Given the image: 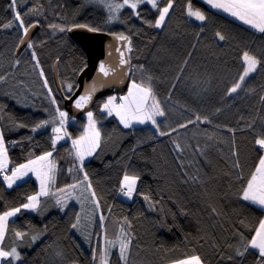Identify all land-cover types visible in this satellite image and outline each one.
<instances>
[{"label": "trees", "instance_id": "1", "mask_svg": "<svg viewBox=\"0 0 264 264\" xmlns=\"http://www.w3.org/2000/svg\"><path fill=\"white\" fill-rule=\"evenodd\" d=\"M158 3L163 5L166 0ZM191 3L209 17L205 24L186 15V0H174L165 27L156 29L145 23L157 18V10L149 5L139 6L140 17L129 8L122 10L113 23L94 0H18L16 7L25 25L38 21L40 31L31 41L33 48L16 56L22 30L13 21L11 0H0V25L13 23L11 28L0 27V76L5 77L0 83V128L8 145L10 171L31 155L51 150L52 125L35 133L31 127L51 120L56 107L65 111L54 81L56 61L63 94L69 97L77 89L87 56L69 36L67 29L74 25L130 37V81L148 82L151 77L165 112L156 118L160 131L170 133L161 136L151 124L124 128L116 116L101 111L105 98L97 99L92 112L101 130V147L80 171L71 140L58 142L52 157L55 184L49 196L41 197L37 211L21 209L8 222L4 246L16 247L21 253L16 264H100L105 234L117 241L121 226L133 237L128 264H175L193 255L200 256L204 264H256L253 251L238 257L236 249L242 247L238 234L250 239L264 218V210L238 198L244 180L264 155L255 144L264 137V34L201 0ZM52 24L66 30L60 32ZM217 31L226 36L224 41L218 40ZM243 51L261 58V64L238 93L228 95L242 74ZM37 60L51 93L37 73ZM50 97H55V105ZM16 123L27 127L18 128ZM86 125L82 116L74 123L68 121L66 127L75 139ZM85 172L90 190L80 183ZM125 173L140 178L131 202L120 195ZM238 174L242 179H237ZM73 183L79 187L70 197L58 192ZM38 191L34 178L8 189L0 176V213L26 203ZM91 191L96 193L98 208ZM57 196H66L64 207L56 203ZM78 216L80 224L74 229ZM14 231L27 235L20 241ZM32 235L38 236L35 242ZM108 264H124L118 244L110 250Z\"/></svg>", "mask_w": 264, "mask_h": 264}, {"label": "snow or ice", "instance_id": "2", "mask_svg": "<svg viewBox=\"0 0 264 264\" xmlns=\"http://www.w3.org/2000/svg\"><path fill=\"white\" fill-rule=\"evenodd\" d=\"M96 4L101 5L108 11V20L112 21L118 19L119 13L125 7L132 10V13L140 17V12L137 11L140 5H149L152 9L157 10V18L154 22L145 21L149 27L161 29L165 27L166 19L169 18L170 11L173 10L174 0H166L163 5L158 3V0H94ZM202 2L208 5L212 10L222 12L227 14L229 17L240 21L242 24L254 29L256 32L264 34V0H202ZM18 0H11L10 7L13 11V21L16 26L22 30V37H27L31 28L36 27L39 23L38 21L29 25H25L24 19L21 12L17 10ZM36 12V9H32ZM186 15L188 17L194 18L201 24H205L209 17L200 9H194L191 0H186ZM13 23H5L0 25L2 28H11ZM53 29H58L60 32H64L66 29L63 26L52 24L50 25ZM74 28H85L88 32H99L101 29L88 26V25H74ZM71 31L72 28H68ZM203 31V29H201ZM219 41H224L226 36L221 32L217 31L215 33ZM116 40L125 42L126 51L131 52V39L130 37L119 34ZM24 43V39L20 40V44ZM29 49L33 48V43L29 42L27 44ZM120 52V64L129 63V60L124 59L126 53L117 48ZM33 58H35V52H32ZM241 61L244 65L242 69V74L238 77L236 83H234L228 95L238 93L242 85L245 83L246 78H248L252 73L257 71L258 66L261 64V58H258L255 54H250L249 51H243L241 54ZM39 61L37 60V64ZM186 63V61H185ZM19 64V61H16ZM99 72L104 76L108 77L114 72V69L110 66H106L105 63L99 64ZM41 75L43 72L41 71ZM5 77L0 76V83L4 82ZM45 86L47 81H44ZM98 87H103V82L97 80L89 86L88 91L81 95L75 101V107L78 109H83L87 106L88 102L92 100L93 94L96 92ZM51 93V89L48 90ZM68 91H72V86L68 85ZM51 103L56 104L55 97H50ZM121 103H117V98L115 96L109 97L102 105L101 111L107 113L108 116H115L119 119V122L124 128H132L134 124H146L150 123L159 132V135H170L168 132L160 131V125L157 121V117H164L165 112L161 107V103L157 98L153 87L151 85V77L148 78V82L141 81L137 83L133 81L128 89L126 96L120 98ZM264 100V97H261ZM55 115L51 120H43L36 123L31 127L33 133L37 132L42 128H46L49 124L52 125L51 132L53 136L51 137V150L46 151L41 155L30 158L26 163L14 166L9 172L8 165L10 163L8 156V145L5 143L4 132L0 129V176L3 177L4 182L8 188H12L13 185L19 180H23L29 173H32L36 180L39 181V191L35 195H30L27 197V202L18 206L6 210L0 213V264H16V262L22 259L21 253L16 247H11L6 249L4 246V241L8 233V222L9 218L15 217L21 212V209H26L29 211H37L40 208L41 197H47L50 194V186L55 184V173H56V163L52 159L53 152L56 150V145L58 142L64 140L65 138L71 140L72 148L74 151L75 158L79 161L78 169L83 171L84 160L87 157L94 155L101 147L102 134L101 130L97 127V122L93 117V112L89 110L87 112V125L85 131L78 137L73 139L67 131L68 124V112L61 111L59 107L55 108ZM197 120L200 117L196 118ZM204 122H209L205 119ZM187 125H181V127H186ZM16 127L22 128L27 127L23 123H16ZM231 131V130H230ZM14 145L15 142H12ZM255 144L259 146L261 150H264V137L257 138ZM177 147H179L177 145ZM235 155V153H233ZM237 169L240 168L239 162L235 164ZM69 172L72 169L68 170ZM139 176L124 174L121 181V191L129 199L132 198L133 194L136 192L137 181ZM237 179H242V174L237 175ZM81 184H86V189L90 190L92 188L91 182L88 179V175L85 172L83 174V180L80 181ZM79 184L73 183L67 186V188L76 189ZM67 188H60L58 192L65 193L66 196L70 197L71 192H68ZM56 195V193H52ZM91 197H93V203L99 207V201L95 199V191L90 192ZM66 196H57L56 203L61 207L66 205ZM238 198L244 202H248L251 205L258 206L261 210H264V155H261L258 165L255 167L254 171L244 180L241 185ZM145 200H149L148 196H144ZM216 210L213 209V212ZM105 217L100 216L101 222H103ZM125 223L131 227L127 218H125ZM80 224V217H76V222L72 224V228H78ZM243 224V221H241ZM103 227V226H102ZM14 236L17 240L22 241L27 235L23 231H14ZM120 237L117 241H112L107 238L105 234V249L104 254L100 257V264H108V257L110 255V250L115 248L118 244L119 258L128 264V253L132 245V239L128 231L121 226ZM239 239L242 247L236 249V256L245 257L250 251H253L257 256L256 264H264V219L259 221L258 227L254 231V235L250 239H247L242 233H239ZM32 242L38 239L37 235H32L30 237ZM93 259H96L95 254ZM223 259V257H222ZM229 260L233 257L229 256ZM176 264H204L201 257L198 255H193L185 259L179 260Z\"/></svg>", "mask_w": 264, "mask_h": 264}, {"label": "water", "instance_id": "3", "mask_svg": "<svg viewBox=\"0 0 264 264\" xmlns=\"http://www.w3.org/2000/svg\"><path fill=\"white\" fill-rule=\"evenodd\" d=\"M40 31V26L31 28L27 37L24 39L23 44H19L16 52V56L27 48V44L31 42ZM117 33H110L105 31L88 32L85 28H74L69 31L70 38L82 47L87 56V65L78 76V86L75 92L66 97L63 94V90L59 77V62L56 61L54 65V81L58 92L64 99V110L68 112L69 116L78 119L85 116L89 110L92 111L97 99L107 97L112 94L126 92L130 83V70L132 67L130 54L126 51V45L123 41L116 40ZM125 35V34H124ZM127 36V35H126ZM125 51L126 55L124 59L129 60V63L120 64V52ZM105 63L106 66H110L114 69V72L108 77H104L99 72V64ZM103 82V87H98L96 92L92 96V100L88 102L87 106L83 109L75 107V101L84 95L89 86L97 80Z\"/></svg>", "mask_w": 264, "mask_h": 264}, {"label": "rangeland", "instance_id": "4", "mask_svg": "<svg viewBox=\"0 0 264 264\" xmlns=\"http://www.w3.org/2000/svg\"><path fill=\"white\" fill-rule=\"evenodd\" d=\"M202 1V0H201ZM158 2H159V0H158ZM140 6H142V5H140ZM127 7H125L124 9H122V10H125ZM105 10H106V12H107V14H108V11H107V9L105 8ZM121 10V11H122ZM155 10V9H154ZM120 11V12H121ZM215 11V10H214ZM218 12V11H217ZM219 13H221V14H223V15H225V16H227V17H229L227 14H224V13H222V12H219ZM119 18V17H118ZM229 18H232V17H229ZM232 19H234V18H232ZM118 21V19H115V20H112L111 22H117ZM234 21H236V22H238L239 24H241V25H243V26H246V25H244V24H242L240 21H237V20H235L234 19ZM36 69H37V73L41 76V79L43 80V82L45 81V78L43 77V75H41V67H40V65L39 64H37V62H36ZM133 81H135V80H132V81H130V84H129V86H128V89H129V87L131 86V83L133 82ZM46 88L49 90L50 88H49V85H46ZM128 89L126 90V92H123L122 94H123V96H126L127 95V93H128ZM118 94L119 93H117V94H112V95H109V96H107V97H105V100H107L109 97H111V96H115L116 98H118ZM117 102V101H116ZM104 113V112H103ZM113 116V115H112ZM69 117V116H68ZM94 117V116H93ZM84 118L86 119V121H87V114L84 116ZM158 118V117H157ZM118 119V118H117ZM119 120V119H118ZM68 121L69 122H72V123H74L75 122V119L74 118H72V117H69L68 118ZM87 123H88V121H87ZM150 123H146V124H143V125H149ZM143 125H141V124H134L133 125V127H140V126H143ZM1 129V128H0ZM65 140V139H64ZM8 156H9V154H8ZM35 157V155H31L30 157H28V159H30V158H34ZM89 157H87L86 159H88ZM27 159V160H28ZM85 159V160H86ZM27 160L25 161V162H23V163H26L27 162ZM84 160V161H85ZM9 161H10V163H9V165H8V168L10 167V165H11V160H10V158H9ZM22 163V164H23ZM30 176H32V177H34L35 178V176L32 174V173H29L28 174V177L30 178ZM27 178V177H26ZM36 179V178H35ZM28 180V179H27ZM26 180V181H27ZM37 182H38V184H39V181L38 180H36ZM25 181H23L22 183H24ZM21 184V183H20ZM137 185H138V181H137ZM137 185H136V188H137ZM67 190H68V192H74L73 191V189L72 190H69L68 188H67ZM120 195H121V197L124 199V200H126V201H129V202H131V201H133L134 200V198H135V195H136V192L133 194V196H132V198L131 199H129L127 196H125L124 195V193L121 191L120 192ZM83 196V195H82Z\"/></svg>", "mask_w": 264, "mask_h": 264}, {"label": "crops", "instance_id": "5", "mask_svg": "<svg viewBox=\"0 0 264 264\" xmlns=\"http://www.w3.org/2000/svg\"><path fill=\"white\" fill-rule=\"evenodd\" d=\"M254 30V29H253ZM255 31V30H254ZM106 101V100H105ZM102 108V107H101ZM103 112V111H102ZM104 114H106L107 115V113H105L104 112ZM113 116H115V114H113ZM87 160V159H86ZM27 177V178H26ZM23 180H19V181H17V183L15 184V185H13V187H15L16 185H19L20 183L22 184V182L23 181H26L27 179H29V177L28 176H26ZM30 178H34V177H32V176H30ZM35 179V178H34ZM36 180V179H35ZM38 183V182H37ZM6 184V183H5ZM39 185V184H38ZM7 186V185H6ZM12 187V188H13ZM8 188V187H7ZM8 189H11V188H8ZM29 211V210H28ZM16 217V216H15ZM15 217H11V218H9V221L10 220H12V219H14ZM264 219V218H263ZM176 264V263H175Z\"/></svg>", "mask_w": 264, "mask_h": 264}, {"label": "built area", "instance_id": "6", "mask_svg": "<svg viewBox=\"0 0 264 264\" xmlns=\"http://www.w3.org/2000/svg\"><path fill=\"white\" fill-rule=\"evenodd\" d=\"M121 97H123V95L122 94H119L118 95V98H117V103H121L122 102L121 99H120ZM9 172H10V169H9Z\"/></svg>", "mask_w": 264, "mask_h": 264}, {"label": "clouds", "instance_id": "7", "mask_svg": "<svg viewBox=\"0 0 264 264\" xmlns=\"http://www.w3.org/2000/svg\"><path fill=\"white\" fill-rule=\"evenodd\" d=\"M119 94H122V93H119ZM119 94H118V95H119ZM122 95H123V94H122Z\"/></svg>", "mask_w": 264, "mask_h": 264}]
</instances>
